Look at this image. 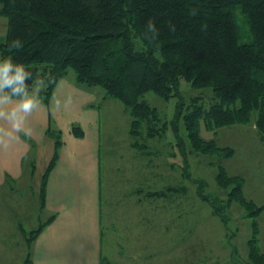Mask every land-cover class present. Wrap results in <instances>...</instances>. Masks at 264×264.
<instances>
[{
    "label": "trees",
    "instance_id": "trees-1",
    "mask_svg": "<svg viewBox=\"0 0 264 264\" xmlns=\"http://www.w3.org/2000/svg\"><path fill=\"white\" fill-rule=\"evenodd\" d=\"M234 5H240L248 19L251 43L239 41ZM0 14L7 20L0 59L12 56L31 71L27 91H35L34 98L48 104L58 81L72 69L78 85L101 86L106 97L122 103L130 117L133 146L148 153L152 140L166 139L169 123L143 98L145 93L169 99L179 93L181 79L193 87L210 88L215 101L209 107L198 103L200 96L178 104L173 130L184 158L182 175L190 177L186 140L197 153L218 159L211 163L217 168L218 184L227 190V206L237 202L252 218L249 260L264 264L257 220L264 207L245 196V178L222 165L235 149L201 136L202 122L209 130L254 122L264 142V0H0ZM149 20L155 22L158 36L146 27ZM17 39L22 48L10 49ZM4 92L9 94V89ZM72 132L84 134L78 124ZM47 135L55 150L42 175V201L63 144L61 130L50 127ZM201 187L198 195L226 223L220 206ZM53 217L33 230L31 238L35 240ZM24 264H32L30 251Z\"/></svg>",
    "mask_w": 264,
    "mask_h": 264
},
{
    "label": "crops",
    "instance_id": "crops-1",
    "mask_svg": "<svg viewBox=\"0 0 264 264\" xmlns=\"http://www.w3.org/2000/svg\"><path fill=\"white\" fill-rule=\"evenodd\" d=\"M2 18L0 14L4 27L7 21ZM4 95V91L0 93V97ZM68 96L71 103L63 108ZM57 98L59 111L54 107ZM10 99L6 110L20 100ZM112 100L97 86H81L67 76L58 81L48 104L37 100L38 111L24 124L25 130L31 128V137L23 132L8 135L11 126L0 117L4 129L0 137L10 144L7 149L0 146V189L11 188L12 182L24 178L29 162L35 172L36 159L44 149L52 157L54 141L47 131L50 127L62 131L63 144L48 176L44 201L39 190V210L47 215L44 222L54 217L33 241L32 264H146L147 251H156L168 237L172 241L178 235L179 204L184 201L176 186L179 176L172 170L179 164L178 152L182 171L184 158L177 136L166 134L170 145L166 157L161 148L148 153L134 147L130 117L120 126L119 114L128 113ZM105 108L107 115L103 114ZM75 124L82 128V136L73 134ZM164 189L168 193L150 194ZM13 230H18L19 237L24 231L21 223ZM21 244L20 240L12 247L10 263L24 264L28 254Z\"/></svg>",
    "mask_w": 264,
    "mask_h": 264
},
{
    "label": "rangeland",
    "instance_id": "rangeland-1",
    "mask_svg": "<svg viewBox=\"0 0 264 264\" xmlns=\"http://www.w3.org/2000/svg\"><path fill=\"white\" fill-rule=\"evenodd\" d=\"M233 12L238 26L239 41L251 43L253 38L248 19L242 12L241 6L234 5ZM2 19L7 21L5 17ZM6 30L7 24L4 27L0 24V37H4ZM68 76L75 78V71L69 70ZM97 87L104 92L101 86ZM28 94L37 96L35 91H28ZM198 96H200L198 103L205 107H209L215 101L210 88L193 87L191 82L185 79L180 80L179 93L169 99H164L153 91L146 92L143 98L157 109L164 120L168 121L167 134L174 135L173 121L179 102L183 99L186 104H189L193 102V98ZM112 101L120 103L118 100ZM118 105H122V103ZM103 114L107 115L106 108L103 109ZM110 114H112L111 110ZM119 117H121L120 126L123 127L122 123H126L129 116L128 114H124V116L119 114ZM182 127L180 122V134L185 136L186 132ZM201 136L205 139H214L218 145H229L235 149L234 155L224 159L222 165L230 174L243 176L245 178L243 188L245 196L264 207V142L260 138L255 123L236 124L209 130L202 122ZM186 145L188 165L186 170L190 177L182 179V161L179 152L177 155L179 164H174L172 170L173 175L179 176L176 186L179 187L180 201H184L179 204V214L182 213V218L180 217L179 220L178 235L172 236V241L169 237L167 243L166 240L164 241V244L169 246L162 245L156 251H147L146 264H251L248 257V240L253 233L252 218L245 216L244 209L237 202H232L227 206V190L218 184L216 180L217 168L211 163L218 162V159L215 156L197 153L187 140ZM149 146L153 149L161 148L164 157H166L167 150L170 152V145L164 138L163 140H152ZM50 158L51 154L46 153L44 149L42 156L36 159L35 172H32V165L29 162L24 178L12 182L11 188L0 189V264H14L10 263V256L14 253L12 247L20 240L22 241L21 246L23 245L27 249V255L34 241L31 238V232L40 227V224L47 219V215L39 210V187L42 174ZM200 185L204 194L210 196L211 200L220 206V210L227 217L226 223L213 213L210 203L198 195ZM106 197L104 194L105 204ZM257 220L260 227L258 248L260 252H264V210ZM18 223H21L24 229V231H20V237L18 230H13L15 224ZM19 264H22V261Z\"/></svg>",
    "mask_w": 264,
    "mask_h": 264
},
{
    "label": "clouds",
    "instance_id": "clouds-1",
    "mask_svg": "<svg viewBox=\"0 0 264 264\" xmlns=\"http://www.w3.org/2000/svg\"><path fill=\"white\" fill-rule=\"evenodd\" d=\"M146 27L153 30L156 36L159 35L154 21L149 20ZM22 46L20 40L17 39L11 43L10 49L19 50ZM30 76L31 71L23 63L15 62L12 56L0 59V93L6 88L9 89V94L0 97V117H4L10 124L11 128L8 133L10 136L12 134L18 136L19 133L23 132L24 136L31 137V128L25 130L24 124L28 116L38 111L40 102L28 94L27 80ZM11 96H19L20 100L9 110H6L4 106L11 102ZM70 103L71 97L68 96L63 108H67ZM54 107L57 111L61 109L58 98L54 101ZM3 130V125H0V131ZM0 146L7 149L10 144L0 137Z\"/></svg>",
    "mask_w": 264,
    "mask_h": 264
}]
</instances>
